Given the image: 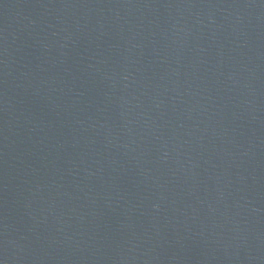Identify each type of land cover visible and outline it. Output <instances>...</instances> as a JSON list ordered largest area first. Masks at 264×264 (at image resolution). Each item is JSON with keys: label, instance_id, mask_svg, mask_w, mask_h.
I'll return each instance as SVG.
<instances>
[{"label": "water", "instance_id": "1", "mask_svg": "<svg viewBox=\"0 0 264 264\" xmlns=\"http://www.w3.org/2000/svg\"><path fill=\"white\" fill-rule=\"evenodd\" d=\"M0 264H264V0H0Z\"/></svg>", "mask_w": 264, "mask_h": 264}]
</instances>
